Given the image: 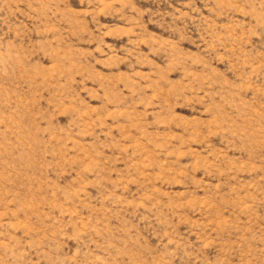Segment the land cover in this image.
I'll return each mask as SVG.
<instances>
[{
  "label": "rangeland",
  "instance_id": "rangeland-1",
  "mask_svg": "<svg viewBox=\"0 0 264 264\" xmlns=\"http://www.w3.org/2000/svg\"><path fill=\"white\" fill-rule=\"evenodd\" d=\"M0 264H264V0H0Z\"/></svg>",
  "mask_w": 264,
  "mask_h": 264
}]
</instances>
